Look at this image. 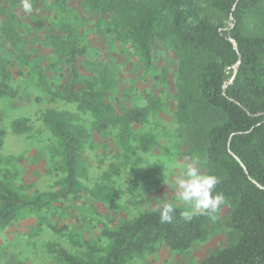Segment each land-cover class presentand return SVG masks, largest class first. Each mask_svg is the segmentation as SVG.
Listing matches in <instances>:
<instances>
[{"label":"rangeland","instance_id":"374dc122","mask_svg":"<svg viewBox=\"0 0 264 264\" xmlns=\"http://www.w3.org/2000/svg\"><path fill=\"white\" fill-rule=\"evenodd\" d=\"M199 1L210 22L222 27L229 24L212 0ZM24 3L19 0L11 8L18 45L34 53L28 56L1 32L4 7L10 6V0H0V80L15 90L13 97L0 94V180L27 197L63 188L64 148L46 114L66 111L73 113L66 119L68 126L74 129L79 125L84 133L77 161L79 192L37 214L21 213L12 225L0 230V264H65L56 254L45 251L46 242H57L79 254L86 248L69 241L66 234L72 232L81 240L97 242L99 254H103L109 244L100 234L104 226L129 221L159 206L162 198L175 201L176 193L167 183L178 173V165L196 158L202 171L213 167L204 147L214 111L196 95L199 59L185 61L172 40L155 48L153 66L140 78L137 50L127 41L101 33L104 24H111L108 14L90 12L81 0H69L58 19L56 10L51 9L54 0L35 7L27 0L30 10ZM38 17L46 20L42 28L33 23ZM243 31L264 33V0L245 17ZM52 34H59V39ZM75 43L86 46L85 54L78 58L79 71L94 81L100 94L97 106L102 107L80 108L78 100H68L56 92L63 80V59ZM1 65L9 70L7 78ZM188 92L190 105L182 109ZM101 100L110 106L102 105ZM131 107L146 108L144 117L127 122L124 112ZM144 136L151 138L146 145L141 140ZM176 206L190 211L182 202ZM230 210L231 205L224 203L215 219L207 223V238L187 250L170 251L161 246L126 264L196 263L228 242L233 230ZM40 215L67 229L58 233L42 224L37 230Z\"/></svg>","mask_w":264,"mask_h":264},{"label":"trees","instance_id":"16d2710c","mask_svg":"<svg viewBox=\"0 0 264 264\" xmlns=\"http://www.w3.org/2000/svg\"><path fill=\"white\" fill-rule=\"evenodd\" d=\"M17 1L10 0V6L4 7L6 17L1 20V32L12 46L20 47L23 55H33L31 49L18 45L17 22L11 8ZM45 1L28 0L34 7ZM54 1L56 4L51 9L56 10L59 19L69 0ZM81 1L90 12H102L111 18V24H104L100 30L103 35L127 41L137 50L141 59L140 78L150 72L155 48L168 40L182 51L188 63L199 59L196 95L214 111L204 147L205 157L213 167L203 172L219 178L214 193L223 194L224 203L231 205L233 230L226 244L194 264H264V33L243 31L245 17L261 0H212V5L229 20L226 27L210 22L199 0ZM45 22L44 18L33 19L40 28ZM58 35L52 34L56 39ZM229 38L235 40L236 49ZM85 51V45L75 43L65 55L61 68L63 80L56 92L68 100H78L80 108L87 105L94 109L102 107L97 106L99 90L92 79L81 76L78 65V58ZM238 54L241 61L236 65ZM1 66L2 75L7 78L9 70ZM0 94L13 97L15 90L0 80ZM190 96V92L185 95L182 109L190 105ZM101 103L110 106L102 100ZM145 111L143 107H131L124 112V118L127 122L141 120ZM72 114L66 111L46 114L51 130L59 136L64 148L63 188L59 192L43 191L27 197L0 180V230L12 225L21 213L37 214L70 193L78 195L77 161L84 133L79 125L74 129L68 126L66 119ZM141 140L146 145L151 138L144 136ZM158 207L144 210L124 223L104 226L100 234L109 244L103 254H99L101 248L97 242L81 240L72 232L66 234L69 241L86 250L73 253L57 242H46L44 249L56 254L65 264H126L161 246L181 252L207 238L209 215L195 214L191 220H185L183 213L188 211L176 206L172 223H162ZM42 224L58 233L67 229L66 225L51 223L40 215L37 230H41Z\"/></svg>","mask_w":264,"mask_h":264},{"label":"clouds","instance_id":"9594fccd","mask_svg":"<svg viewBox=\"0 0 264 264\" xmlns=\"http://www.w3.org/2000/svg\"><path fill=\"white\" fill-rule=\"evenodd\" d=\"M24 8L30 10L31 5L25 0ZM178 173L167 183L170 189L176 193L175 201L160 199L158 207L159 218L162 223H172L176 210V203L182 202L189 208V212L183 213L185 220H191L192 215H212L224 204L223 194H216L214 190L220 182L214 174L202 171L200 161L190 158L185 163L178 165Z\"/></svg>","mask_w":264,"mask_h":264},{"label":"water","instance_id":"95a60500","mask_svg":"<svg viewBox=\"0 0 264 264\" xmlns=\"http://www.w3.org/2000/svg\"><path fill=\"white\" fill-rule=\"evenodd\" d=\"M229 40L231 41L232 45L234 46V48L236 49V43H235V40L233 38H229ZM241 61V56L238 54V59H237V62H236V65H238ZM235 65V66H236ZM245 168V167H244ZM246 171V169H245ZM247 172V171H246Z\"/></svg>","mask_w":264,"mask_h":264}]
</instances>
